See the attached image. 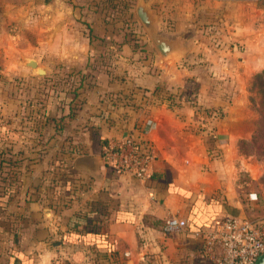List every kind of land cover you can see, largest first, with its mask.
<instances>
[{
    "label": "crops",
    "instance_id": "0c3cea01",
    "mask_svg": "<svg viewBox=\"0 0 264 264\" xmlns=\"http://www.w3.org/2000/svg\"><path fill=\"white\" fill-rule=\"evenodd\" d=\"M181 1L151 0L154 30L179 46L163 57L142 34L122 43L86 0H0V264H214L202 234L213 220L264 231L240 179L261 165L237 145L254 128L247 87L264 70V2L192 0L184 13ZM194 11L227 14L226 31L163 34ZM182 88L195 97L181 100ZM213 107L221 114H204ZM121 137L152 147L147 180L104 164L103 145ZM169 216L186 226L165 232Z\"/></svg>",
    "mask_w": 264,
    "mask_h": 264
},
{
    "label": "built area",
    "instance_id": "2783aa9c",
    "mask_svg": "<svg viewBox=\"0 0 264 264\" xmlns=\"http://www.w3.org/2000/svg\"><path fill=\"white\" fill-rule=\"evenodd\" d=\"M101 157L116 174H128L142 181L151 176L154 151L145 141L129 137L112 139L103 145ZM249 197L255 199L256 194L250 193ZM186 224L182 218L169 216L164 220L163 230L176 232ZM202 234L204 247L214 264H252L264 253V231L247 218L226 215L213 220ZM51 264L69 263L56 259Z\"/></svg>",
    "mask_w": 264,
    "mask_h": 264
},
{
    "label": "rangeland",
    "instance_id": "374dc122",
    "mask_svg": "<svg viewBox=\"0 0 264 264\" xmlns=\"http://www.w3.org/2000/svg\"><path fill=\"white\" fill-rule=\"evenodd\" d=\"M128 1L129 4H131L132 6V11H133V7L135 6L136 4V1L137 0H126ZM141 2H143L147 8V10H151V0H140ZM257 1V0H255ZM264 2V0H262ZM193 5V2L192 0H188V1H181L180 2V6L182 7V9H184V13H188L189 8L192 7ZM134 12V11H133ZM193 13V14H192ZM227 13V12H226ZM163 14L166 16V12H163ZM203 14V15H201ZM197 13L196 11L194 12H190L188 15V19H195V21L191 22V21H188L189 24H186V23H183L180 27V29H177V26H171L168 28H163V34L167 35L168 37H177V36H182L183 34L186 35V36H192L194 34H198L201 30L204 32V33H210V32H213V33H216V35H220L219 33H223L224 31H226V19H227V14H220L219 16H216L214 14V16L211 17V15H209L208 13ZM226 16V17H225ZM137 18V16L133 13V17L130 18L131 20H129L128 22V31H131L134 35H137V34H142L144 36H146V38L151 41L150 39V35H149V32L148 30H146L144 28V26L141 24V22L137 21L139 24L138 25H134L135 24V20H133ZM214 19L218 21H214L212 22L211 19ZM219 18V19H218ZM200 20V22H198ZM209 20V21H208ZM130 24V25H129ZM224 28V30L222 29ZM162 33V31H160ZM204 44L205 46H209L210 41L208 40H205L204 41ZM204 48V47H203ZM207 49V47H206ZM42 64L45 65V66H49L50 69H52V61H50V59H42L41 60ZM42 65L39 64V67H41ZM264 71V70H263ZM253 75V74H252ZM252 75L250 77V80H249V84H248V87H247V100H248V108L250 110V112L254 115V126H255V120L257 119L258 117V114L257 112L255 111L254 107L257 105V102L259 100V94L255 91V89H253L251 87V79H252ZM231 77V76H229ZM49 79L50 81H54V77H52V75L49 76ZM230 79V78H229ZM217 80H226V78L224 79H220V78H217ZM211 110H218V114H221V111L220 108H204V114H207L209 113V111ZM254 129V128H253ZM243 150L245 152H248V153H241L247 157H251L255 162H257L258 164H260L261 166V173L260 175L258 176V178L256 179H253L251 178V176L245 172V175L241 174L240 175V179L244 182V186L246 188V192H248L249 190L251 191H255L258 195V200H256L254 203V205L252 207H248L247 209V213L249 215H253V216H260V215H263L264 213V162L262 160V157L258 154V153H255L253 151H251L250 147L249 146H244L243 147Z\"/></svg>",
    "mask_w": 264,
    "mask_h": 264
},
{
    "label": "trees",
    "instance_id": "16d2710c",
    "mask_svg": "<svg viewBox=\"0 0 264 264\" xmlns=\"http://www.w3.org/2000/svg\"><path fill=\"white\" fill-rule=\"evenodd\" d=\"M85 7L92 13H98L101 19L106 23H111L113 26V31L115 34L122 35V43L126 42L125 36L127 34L134 35L131 31H128V22L133 17V11L131 4L126 0H86ZM88 36H95L89 25H87ZM132 41L133 49H137L141 46L136 41L134 36L130 38ZM141 49V48H140ZM88 66V65H87ZM75 81L72 83L73 90L76 91L77 88L83 86L86 82V73L79 70L74 74ZM251 87L260 95L257 105L254 107L258 114L255 120V126L251 137L249 139H239L237 142L238 149L241 153L245 154L243 150L244 146H249L251 151L258 153L264 162V71L260 70L252 75L250 81ZM178 97L181 100H192L195 97V92L187 91V89H180ZM212 115H218V110L209 111Z\"/></svg>",
    "mask_w": 264,
    "mask_h": 264
},
{
    "label": "water",
    "instance_id": "95a60500",
    "mask_svg": "<svg viewBox=\"0 0 264 264\" xmlns=\"http://www.w3.org/2000/svg\"><path fill=\"white\" fill-rule=\"evenodd\" d=\"M136 15L141 24L145 27L146 30H148L150 39L153 41L156 48L163 57H167L178 50L179 46L175 41L165 39L157 31L154 30L153 19L148 12L145 4L141 1L136 6ZM26 64L34 67L38 74L44 73V70L41 67L37 66L36 62L33 59H29L28 61H26ZM80 161L87 162L91 166L95 164L94 157H85L80 159ZM252 264H264V253L259 255Z\"/></svg>",
    "mask_w": 264,
    "mask_h": 264
}]
</instances>
